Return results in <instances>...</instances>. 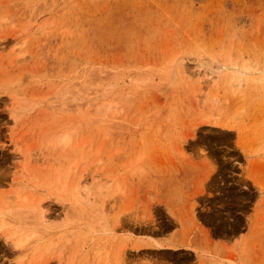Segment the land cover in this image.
<instances>
[{
  "label": "rangeland",
  "instance_id": "1",
  "mask_svg": "<svg viewBox=\"0 0 264 264\" xmlns=\"http://www.w3.org/2000/svg\"><path fill=\"white\" fill-rule=\"evenodd\" d=\"M3 221L0 264H264V0H0Z\"/></svg>",
  "mask_w": 264,
  "mask_h": 264
},
{
  "label": "bare ground",
  "instance_id": "2",
  "mask_svg": "<svg viewBox=\"0 0 264 264\" xmlns=\"http://www.w3.org/2000/svg\"><path fill=\"white\" fill-rule=\"evenodd\" d=\"M252 70V69H251ZM250 71V68L249 67H244L242 70H241V73H239V75H238V80H239V84L244 80L245 81V76H246V74L248 73ZM237 74V73H236ZM249 75V74H248ZM244 81H243V83H244ZM217 123V122H216ZM77 210V209H76ZM12 214H14V213H12ZM11 215V214H10ZM42 215H44V214H42ZM42 218V220H43V218H44V220H45V217H41ZM33 220H35V219H33ZM43 220V221H44ZM9 227V225L7 224V222H5V221H3V222H1L0 223V232L1 231H7L5 228H8ZM22 230V229H21ZM21 230L20 229H16V230H14L13 232H12V234H13V236H11L10 234V236L8 237L7 235H5L6 236V238L7 239H13V237L15 238V237H17V236H21L22 234H20V232H21ZM32 230V229H31ZM38 231V230H37ZM25 232V231H24ZM36 232V231H35ZM35 232H33V233H31L29 236H27V237H18V239L16 240V242H15V244H14V247H15V249H18V250H20V249H22V248H24V247H26L27 245H29V244H32L31 242L34 240V241H36L35 240V238L38 236V233H37V236H35ZM39 232V231H38ZM30 233V232H29ZM13 243H14V241H13Z\"/></svg>",
  "mask_w": 264,
  "mask_h": 264
},
{
  "label": "crops",
  "instance_id": "3",
  "mask_svg": "<svg viewBox=\"0 0 264 264\" xmlns=\"http://www.w3.org/2000/svg\"><path fill=\"white\" fill-rule=\"evenodd\" d=\"M156 242L160 243V244H163V245H170V244L178 245L179 239H176V238H174L172 236H170L169 238H160V237H158V238H156ZM156 250H158V249H155V251Z\"/></svg>",
  "mask_w": 264,
  "mask_h": 264
}]
</instances>
